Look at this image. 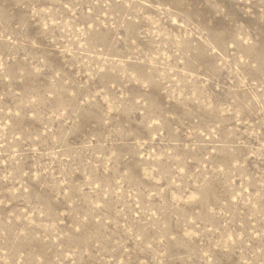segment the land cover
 I'll list each match as a JSON object with an SVG mask.
<instances>
[{"label": "rangeland", "instance_id": "374dc122", "mask_svg": "<svg viewBox=\"0 0 264 264\" xmlns=\"http://www.w3.org/2000/svg\"><path fill=\"white\" fill-rule=\"evenodd\" d=\"M0 264H264V0H0Z\"/></svg>", "mask_w": 264, "mask_h": 264}]
</instances>
